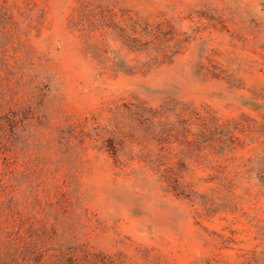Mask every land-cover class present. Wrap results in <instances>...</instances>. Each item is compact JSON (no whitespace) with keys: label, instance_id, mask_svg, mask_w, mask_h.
Instances as JSON below:
<instances>
[{"label":"rangeland","instance_id":"obj_1","mask_svg":"<svg viewBox=\"0 0 264 264\" xmlns=\"http://www.w3.org/2000/svg\"><path fill=\"white\" fill-rule=\"evenodd\" d=\"M0 264H264V0H0Z\"/></svg>","mask_w":264,"mask_h":264}]
</instances>
